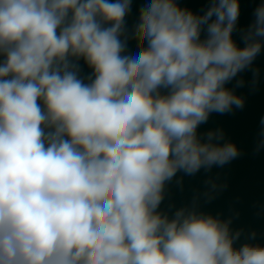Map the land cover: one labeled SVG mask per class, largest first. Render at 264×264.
<instances>
[{"label": "clouds", "instance_id": "clouds-1", "mask_svg": "<svg viewBox=\"0 0 264 264\" xmlns=\"http://www.w3.org/2000/svg\"><path fill=\"white\" fill-rule=\"evenodd\" d=\"M131 4L0 0V264H264V246L234 247L231 219L157 211L178 171L240 155L222 130L197 129L244 107L225 85L264 47V2L241 48L239 0L202 15L149 0L126 54Z\"/></svg>", "mask_w": 264, "mask_h": 264}, {"label": "water", "instance_id": "water-1", "mask_svg": "<svg viewBox=\"0 0 264 264\" xmlns=\"http://www.w3.org/2000/svg\"><path fill=\"white\" fill-rule=\"evenodd\" d=\"M148 2L149 0H132L131 11L125 17L129 37L126 54H135L138 51L132 31L138 22L139 9ZM177 2L180 7L197 15H202L210 6V0ZM262 2L264 0H239L240 15L237 28L232 34L238 47L245 46L242 30L247 29L253 22L254 10ZM205 35L202 32L201 38ZM78 64L81 78L88 82L87 78L92 75V69L83 59ZM254 70L258 71L255 77ZM240 79H243L244 84L236 87V81ZM225 86L244 99V107H234L233 111L224 114L211 113L208 121L198 126L197 133L202 140H206L205 134L208 131L222 130L224 139L219 143H234L240 155L223 167L213 166L210 171L202 168L195 175L178 171L171 181L166 182L164 198L157 211L166 214L170 219L180 208L195 209L221 220L231 219L232 232L241 231L234 247L239 248L244 243L264 246V147L257 151V145L264 139L261 136L260 123L264 118V47L251 68L238 73ZM253 232L255 238L251 239Z\"/></svg>", "mask_w": 264, "mask_h": 264}]
</instances>
